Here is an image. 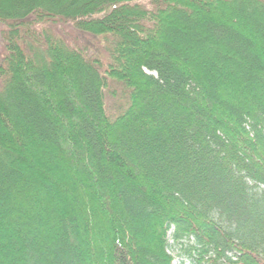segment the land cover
I'll list each match as a JSON object with an SVG mask.
<instances>
[{
	"label": "trees",
	"instance_id": "obj_1",
	"mask_svg": "<svg viewBox=\"0 0 264 264\" xmlns=\"http://www.w3.org/2000/svg\"><path fill=\"white\" fill-rule=\"evenodd\" d=\"M0 24V264H174L170 230L264 264V0H0Z\"/></svg>",
	"mask_w": 264,
	"mask_h": 264
},
{
	"label": "rangeland",
	"instance_id": "obj_2",
	"mask_svg": "<svg viewBox=\"0 0 264 264\" xmlns=\"http://www.w3.org/2000/svg\"><path fill=\"white\" fill-rule=\"evenodd\" d=\"M37 28L41 30L43 34L47 32L52 36H55V39H60L61 42L64 41L66 47H77V46H85L87 51L93 54L94 51H98L101 54H104L106 51V47L110 44V39L105 37H93L89 34H84L78 32L72 25H52L46 24V26L38 25ZM7 27L5 25L0 24V54L2 53V49L4 47V42L2 38L1 32L7 31ZM63 43V42H62ZM23 47L26 48V52L29 57L33 58V60L38 62H43L48 60V54L44 45L39 44L37 41H31L29 38H25ZM169 241H170V252L174 256V264H196L192 257L184 258L181 255L183 252V246L181 244L176 243L169 233Z\"/></svg>",
	"mask_w": 264,
	"mask_h": 264
},
{
	"label": "bare ground",
	"instance_id": "obj_3",
	"mask_svg": "<svg viewBox=\"0 0 264 264\" xmlns=\"http://www.w3.org/2000/svg\"><path fill=\"white\" fill-rule=\"evenodd\" d=\"M46 24H52V25L55 24V25H58V24H56V23H51V22H50V23L48 22V23H44V24H39V25L46 26ZM37 26H38V25H35V26L33 25L32 29L35 30V31H37V32L40 33V34H43V33H41L42 31L39 30V28H37ZM47 33H48V32H47ZM22 34H23V36L29 38V40L34 41V40L31 39V37H29V36L26 35V32H23ZM43 35H45V34H43ZM53 37L55 38V36H53ZM57 40H59V41L61 42L60 39H57ZM62 42H63V43H62ZM62 42H61V44L64 46L65 43H64V41H62ZM83 47H85V46H77V47L75 46V47H73V48H76V49L78 48V49H80V48H83ZM87 49H88V47H87ZM154 74H155V73H154ZM116 85H117V84H116ZM109 100H111V98H110ZM170 232H171V235H172V230H170L169 233H170ZM169 240H170V239H169ZM130 241H131V240L126 239V242H127V243H129ZM181 255H182V257H184V258H189V257H187V254H186L185 252H184V253L181 252ZM173 257H174V256H173Z\"/></svg>",
	"mask_w": 264,
	"mask_h": 264
}]
</instances>
